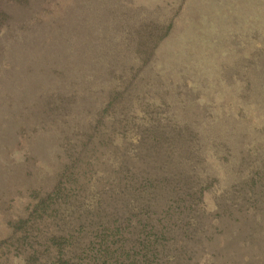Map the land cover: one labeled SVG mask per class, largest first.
I'll use <instances>...</instances> for the list:
<instances>
[{"label": "rangeland", "instance_id": "rangeland-1", "mask_svg": "<svg viewBox=\"0 0 264 264\" xmlns=\"http://www.w3.org/2000/svg\"><path fill=\"white\" fill-rule=\"evenodd\" d=\"M28 6L0 14V241L31 230L17 220L55 183L74 177L92 201L104 170L107 196L125 174L134 189L176 181L171 218L205 239L190 264H264V0ZM86 157L97 167L83 177Z\"/></svg>", "mask_w": 264, "mask_h": 264}, {"label": "trees", "instance_id": "trees-1", "mask_svg": "<svg viewBox=\"0 0 264 264\" xmlns=\"http://www.w3.org/2000/svg\"><path fill=\"white\" fill-rule=\"evenodd\" d=\"M8 7L23 16L29 9L28 0H0V14ZM89 136L91 133L86 134V138ZM82 146L83 140L79 142L78 153L83 151ZM69 162L66 169L71 175L82 161L72 159ZM83 162L78 170L80 175H93L96 162L88 157ZM106 175L104 170L99 172L98 196L92 201L86 200L85 191L73 186L74 177L68 179L69 185L55 183L46 194L39 195L31 214L28 216L30 212H27L17 220L30 224L33 235L29 236L30 231L25 233L17 228L11 230L6 242L0 241V264H19L11 252L14 236H17V244L23 249L22 264H190L196 252L194 247L201 245L205 239L195 233L198 223L187 224L182 219L171 218L172 201L182 200L179 193L171 195L182 191L174 186L176 181H167L158 175L134 189V185L129 183L133 177L125 174L122 176L128 178H117L119 188L107 196V190H103L105 183H102ZM177 196L178 200L175 199ZM114 198L116 201H113ZM160 200L164 205L157 209L155 206ZM168 201L171 202L165 204ZM45 202L52 205L48 207ZM47 208L49 211L43 213ZM175 210L177 214L181 212L176 204ZM142 213L145 216L143 221L139 216ZM154 214L158 216L154 218ZM160 214L165 220H160ZM179 230L180 235L172 236V231L179 233ZM222 239H225L223 235L216 234L210 241L215 246H221ZM202 253L200 257L204 258ZM238 257L240 261H243L242 258L246 261L248 256L243 253ZM230 263L233 264L224 258L223 264Z\"/></svg>", "mask_w": 264, "mask_h": 264}]
</instances>
